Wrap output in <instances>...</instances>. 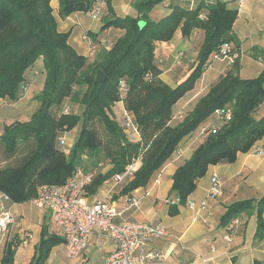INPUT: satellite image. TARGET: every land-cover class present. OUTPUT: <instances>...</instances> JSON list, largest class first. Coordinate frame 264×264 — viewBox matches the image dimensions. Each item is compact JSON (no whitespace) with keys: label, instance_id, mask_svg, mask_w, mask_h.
Returning <instances> with one entry per match:
<instances>
[{"label":"trees","instance_id":"trees-1","mask_svg":"<svg viewBox=\"0 0 264 264\" xmlns=\"http://www.w3.org/2000/svg\"><path fill=\"white\" fill-rule=\"evenodd\" d=\"M58 1V14L65 18L73 12H90L97 0ZM163 1L136 0L132 4L136 17L104 20L99 33L91 35L93 57H85L71 46L69 33L58 30L51 0H0V99L16 102L21 98L25 72L38 60L44 71L42 89L34 98L39 103L37 109L28 121L5 124L0 134L8 156H13L19 145L30 144L17 164L0 167V193L12 203L30 201L41 185L63 184L78 168L89 172L106 162L110 167L96 171L85 189V196L94 195L104 182L138 161L133 174L123 179L119 193L129 194L154 183L179 143L192 134V153L171 176L174 198L168 201L169 214L176 215L177 206H185L209 166L234 163L239 153L249 152L264 138V68L253 79H241L239 60L208 86L178 123L171 124L173 106L193 89L220 46L231 44L232 50L238 49L233 32L238 11L224 2H200L194 9L174 5L167 16L152 21L150 12ZM103 2L110 11V0ZM117 29L122 34L109 41L104 32ZM195 30L204 33L196 61L188 74L170 87L159 77L158 46L177 34L188 38ZM66 100L79 104L82 112L55 116L53 109ZM117 102L131 116L139 140L131 141L125 130L132 132L115 120L113 106ZM96 123L106 133L104 143L94 128ZM75 127L77 136L65 152L59 138ZM242 213L255 214L254 237L262 239L264 194L227 205L220 225L238 220L230 230L227 226L231 231L238 227ZM22 240L16 235L5 241L0 264H14ZM63 242L43 227L29 264H45L51 250Z\"/></svg>","mask_w":264,"mask_h":264},{"label":"crops","instance_id":"crops-1","mask_svg":"<svg viewBox=\"0 0 264 264\" xmlns=\"http://www.w3.org/2000/svg\"><path fill=\"white\" fill-rule=\"evenodd\" d=\"M135 1L110 0V11H107L106 7L99 6L96 18L90 12H73L65 18H61L58 14L59 1L51 0L50 5L58 30L69 33L71 46L79 54L93 57L90 51L91 35L99 33L103 21L110 17H136L137 12L132 6ZM200 2L209 4L224 2L228 8L237 9L238 14L233 25V32L237 38V50L240 53L238 74L241 79L247 78L244 72L246 68H249L253 69L254 77L259 75L264 68V0H164L150 12L149 17L152 21H158L167 16L170 13V8L174 5L194 9ZM104 33L105 37L112 41L120 36L122 31L119 29L116 31L107 30ZM203 38L204 33L195 30L188 38H182L177 34L170 42L158 46L160 68L163 67L159 77L163 82L170 87L175 86L178 81L175 82L173 78L179 71L177 67L181 65L180 60L189 65L194 64ZM179 53H182V57H178ZM36 66L43 72L44 81L42 61L38 60ZM164 67L168 68L164 70ZM228 68L229 64L225 60H214L196 82L195 89L186 93L173 106L171 124L178 123L193 108L197 99L206 93L208 86L224 74ZM32 72V69L25 72V81L34 78ZM32 85L33 83L29 84L28 92L31 91ZM21 100L13 102V105L19 104ZM0 102V105H3L4 100L0 99ZM19 114H24V111L21 109ZM0 125L2 126L1 134L2 122ZM62 138L61 145L63 147L65 141L64 137ZM194 139L192 134L183 138L177 150L160 171L158 182L121 195L119 193L126 180L116 184L110 178L98 188L94 195L86 196L87 201L94 202L103 199L115 203L121 212L122 220L161 225L167 229L169 233L167 237L151 240L145 246V250L155 251L161 255L159 259L146 264H264V235L260 240H256L254 237L256 231L254 213H242L238 217L240 221L238 227L231 231H228L227 228L231 222L225 227L220 225L227 205L239 200L256 199L264 194V155L258 156L251 149L247 153H239L234 163L209 166L205 176L198 180L197 186L186 200L185 206H177L178 213L176 215L169 214L168 201L174 198L170 194L171 176L176 168L190 157ZM137 140L139 138L134 141ZM255 145L257 147L264 146V138L256 142ZM138 166L139 162L137 161L135 167ZM214 174L218 176L222 184L221 192L215 199H207L205 206H199L206 198L211 177ZM131 198L139 200L137 209L128 206ZM189 203H194L195 208H191ZM10 206L11 204L2 198L0 193V210ZM11 209L14 222L5 236L0 235V259L5 241L12 236L24 237L25 234H29L27 245L20 244L16 249L14 264H29L31 262L43 227H47L49 233L56 234L63 239L60 230L52 222L50 213L35 207L30 201L14 203ZM225 235H229L230 240H225ZM113 250V242L104 237L99 229H95L80 258L68 259L62 243L51 250L45 264H104Z\"/></svg>","mask_w":264,"mask_h":264},{"label":"built area","instance_id":"built-area-1","mask_svg":"<svg viewBox=\"0 0 264 264\" xmlns=\"http://www.w3.org/2000/svg\"><path fill=\"white\" fill-rule=\"evenodd\" d=\"M103 0H97L92 16H98V7L104 6ZM85 37V36H84ZM87 39V37H85ZM231 44H222L218 54L213 56L214 60H225L229 65L240 58L237 49L232 50ZM91 53L94 49L90 50ZM182 56L179 54L178 57ZM123 86V83H120ZM125 120L124 124L133 134L138 135L132 118L125 110L122 111ZM62 143L63 138H59ZM252 152L258 156L264 155V147H252ZM136 170L135 162L126 166L122 173L115 174L112 181L116 184L129 177ZM95 176L94 171L85 172L78 168L74 176L68 178L61 185H41L37 188L36 196L30 202L37 208L50 213L52 222L60 230L64 239L66 257L74 260L82 256L89 244V239L95 229H99L101 234L111 240L114 250L106 258L104 264H146L157 260L161 255L155 251L145 250V246L151 240L161 239L168 236V231L161 225L131 222L121 219V212L115 203L107 202L103 199L89 202L85 196L86 187L92 182ZM158 182V178L155 180ZM154 182V183H155ZM222 184L216 174L211 177L210 187L206 198L199 204L205 206L207 199H215L221 192ZM2 198L11 204L10 207L0 210V235L5 236L14 222L12 203L7 196L2 194ZM173 202H177L174 200ZM128 206L133 209L139 207V200L131 198ZM191 208H195L194 203H189ZM238 224V220H233L228 226ZM29 234H25L21 242L22 246L28 243ZM225 240H230L229 235L224 236Z\"/></svg>","mask_w":264,"mask_h":264},{"label":"rangeland","instance_id":"rangeland-1","mask_svg":"<svg viewBox=\"0 0 264 264\" xmlns=\"http://www.w3.org/2000/svg\"><path fill=\"white\" fill-rule=\"evenodd\" d=\"M179 54H182V53H179ZM180 64L181 65L177 67V69H179V71H177L178 72L177 76L173 78L175 82L183 79L188 74L190 68L193 66V64L189 65L187 64V62L181 61V60H180ZM36 65H37V62H36ZM161 68L163 69V67ZM167 68L168 67H164V70H166ZM162 69H161V73H162ZM32 71H33L32 77L34 78L31 80L29 79V81H26L25 89H23L22 96L20 98L22 100L19 104L13 105V102L9 101L8 99H2L4 100V102H2L3 105H0V122H2L3 127L5 124H8L14 121H21V122L28 121L30 118V115L37 109L39 103L35 101L34 98L41 91V85L43 83V72L40 71L37 68V66H35L32 69ZM244 74L247 77L245 79L255 78L254 77L255 74H253V69L246 68ZM30 83H33V85L31 87V91L28 92V87ZM195 87H196V83L193 89H195ZM122 107H123V104L119 102H117L113 106L114 113L116 112V115L114 116L115 120L119 122L120 125L124 124V119L122 116ZM21 109L22 111H24V114L22 115L19 114ZM60 112H70V113L80 114L82 112V107L77 103L71 102L70 100H66L65 102L62 103L60 107L53 109V114L55 116L56 114ZM1 127L2 126L0 125V129ZM94 128L97 131L99 138L104 143L107 137H106V133L103 127L96 123L94 124ZM77 133H78V129L75 127L73 130L63 134L65 144L63 146L64 148L63 147L62 148L65 150V152H68V150L70 149L69 145L72 146L75 136H77ZM125 134L131 141H134L135 139L138 138L137 135L129 133V131L127 130H125ZM29 149H30V144L24 143V144L19 145L18 150L14 153L13 156H8L6 152L4 151L3 145L0 143V167H5L9 165L13 166L17 164L20 160V157L26 154L29 151ZM109 167L110 165L108 163L101 162L98 166H96L91 171H94L96 173V171L98 172L100 170L102 172V171H106ZM89 169H92V168H89Z\"/></svg>","mask_w":264,"mask_h":264}]
</instances>
